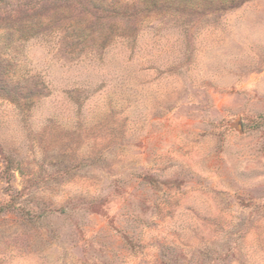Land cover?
Wrapping results in <instances>:
<instances>
[{
    "label": "rangeland",
    "instance_id": "obj_1",
    "mask_svg": "<svg viewBox=\"0 0 264 264\" xmlns=\"http://www.w3.org/2000/svg\"><path fill=\"white\" fill-rule=\"evenodd\" d=\"M0 264H264V0H0Z\"/></svg>",
    "mask_w": 264,
    "mask_h": 264
}]
</instances>
